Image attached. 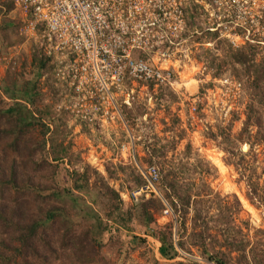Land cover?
Listing matches in <instances>:
<instances>
[{"label":"rangeland","instance_id":"rangeland-1","mask_svg":"<svg viewBox=\"0 0 264 264\" xmlns=\"http://www.w3.org/2000/svg\"><path fill=\"white\" fill-rule=\"evenodd\" d=\"M139 11L114 23L120 32L107 36L105 59L123 56L126 62L129 55L143 61L156 76L151 86L145 83L150 76L137 77L127 67L83 68L84 57L56 49L39 29L32 30V19L13 0H0V82L9 71H29L33 54L43 51L53 67L40 81L43 103L50 104L68 133L66 143L77 158L72 170L90 168V182L98 185L102 176L125 209L150 197H134L150 167L158 173L156 189L161 176L179 168L182 186L174 198L179 206L186 180L206 201L202 207L209 230L238 226L245 237L264 245V139H255L257 130H263L246 123L250 106L264 117V101L242 72L226 69L214 77L215 58L225 43L208 35L217 31V40L234 48L258 42L256 61L264 62V0H152L149 9ZM3 21L14 28L4 29ZM198 162L202 164L196 169ZM163 212L155 214L157 223L172 225L174 241L187 245L193 213L175 223L173 214ZM142 238L148 253H132L126 264H204L193 247L191 252L178 248L177 258L166 261L157 241ZM217 238L208 241L209 248H219Z\"/></svg>","mask_w":264,"mask_h":264},{"label":"trees","instance_id":"trees-1","mask_svg":"<svg viewBox=\"0 0 264 264\" xmlns=\"http://www.w3.org/2000/svg\"><path fill=\"white\" fill-rule=\"evenodd\" d=\"M2 24L4 29L14 28L11 22ZM208 35L213 42L225 43L215 58L219 63L214 77L226 69L242 72L251 79L259 94L255 96L264 101V62L256 61L260 44L234 48L217 40V31ZM0 43L3 48V38ZM52 68L51 59L43 51L36 52L29 71L25 67L19 74L9 71L0 82V264H126L132 253H148L142 236L160 244L158 253L166 261L177 258L178 248L191 252L193 247L200 251L204 264H264V245L245 237L242 228L219 230L215 226L209 230L202 207L206 201L194 192L193 183L185 180L180 206L175 202L178 186H182L179 168H170L161 176L157 188L161 198L151 194L125 209L119 194L102 176H98V185L90 182V168L81 173L72 170L70 165L77 158L66 143L68 133L50 104L43 103L40 81ZM132 71L127 68L128 73ZM134 74L148 78L145 73ZM151 76L145 82L150 86L156 77ZM255 111L254 105L249 107L246 123L263 130L255 135L260 140L264 139V117ZM165 204L176 217L175 223L193 213L187 245L174 241L172 225L157 223L155 214L164 211ZM214 238L221 241L218 249L208 246Z\"/></svg>","mask_w":264,"mask_h":264},{"label":"built area","instance_id":"built-area-1","mask_svg":"<svg viewBox=\"0 0 264 264\" xmlns=\"http://www.w3.org/2000/svg\"><path fill=\"white\" fill-rule=\"evenodd\" d=\"M13 1L24 17L32 19V30L39 29L38 31L45 34L56 49H68L77 56L84 57L86 61L81 62L83 68L90 65L94 67L116 65L119 70L122 67H131L133 73H145L147 77H152L143 61L132 60L129 55L126 62L120 58L123 56L116 61L105 59L108 52L107 36L120 32V28L113 26L114 23L124 18H132L134 15L138 16L142 6L149 9L152 0ZM158 179L157 170L150 167L145 177V185L134 194V197L148 193L156 195ZM163 213L172 215V210L167 204ZM180 255L185 257L184 253Z\"/></svg>","mask_w":264,"mask_h":264},{"label":"clouds","instance_id":"clouds-1","mask_svg":"<svg viewBox=\"0 0 264 264\" xmlns=\"http://www.w3.org/2000/svg\"><path fill=\"white\" fill-rule=\"evenodd\" d=\"M145 183H146V181H145ZM156 187H157V186H156ZM156 190H157V189H156ZM151 194H154V193H151ZM151 194H150V195H151ZM154 195H155V194H154ZM160 197H161V196H160Z\"/></svg>","mask_w":264,"mask_h":264},{"label":"water","instance_id":"water-1","mask_svg":"<svg viewBox=\"0 0 264 264\" xmlns=\"http://www.w3.org/2000/svg\"><path fill=\"white\" fill-rule=\"evenodd\" d=\"M244 149H245V148H244ZM244 149H243V150H244Z\"/></svg>","mask_w":264,"mask_h":264}]
</instances>
